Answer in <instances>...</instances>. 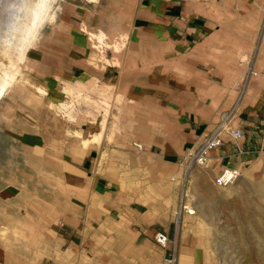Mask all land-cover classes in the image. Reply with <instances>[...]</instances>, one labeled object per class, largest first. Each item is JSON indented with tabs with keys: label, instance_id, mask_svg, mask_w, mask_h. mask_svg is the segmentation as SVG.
<instances>
[{
	"label": "crops",
	"instance_id": "obj_1",
	"mask_svg": "<svg viewBox=\"0 0 264 264\" xmlns=\"http://www.w3.org/2000/svg\"><path fill=\"white\" fill-rule=\"evenodd\" d=\"M263 1L59 0L54 19L28 50L22 82L0 99V159L6 160L0 162V238L14 240L11 247L0 243V264H34L23 256L41 252L50 264L48 253L60 248L49 239L71 250L84 242L83 225L90 220L68 196L53 191L63 189L62 176L95 174L100 148H84L80 138L98 133L101 121L70 122L54 114L53 105L71 90L108 85L125 95L115 138H141L147 159H155L152 144L165 138H182L181 149L199 145L237 103L232 124L243 136L236 142L226 136L210 153L209 165L217 174L226 166L238 168V181L257 173L264 158ZM103 37L110 42L103 43L106 57L91 44ZM117 153L122 151L114 159ZM116 159L109 161L110 175L123 165ZM91 185L66 182L64 189L92 190L97 214L90 222L102 221L101 206L124 213L126 233L136 241L124 247L122 264H150L148 239L158 231L170 235V226L113 194L102 203V184ZM105 221L120 219L109 215ZM37 238L44 239L43 250L15 242Z\"/></svg>",
	"mask_w": 264,
	"mask_h": 264
},
{
	"label": "rangeland",
	"instance_id": "obj_2",
	"mask_svg": "<svg viewBox=\"0 0 264 264\" xmlns=\"http://www.w3.org/2000/svg\"><path fill=\"white\" fill-rule=\"evenodd\" d=\"M58 1H51L46 19L40 24L39 31L45 23L54 19V8ZM2 13L0 28L8 27L10 15L7 12ZM104 42L110 43L106 37H103L102 41L96 39L91 43L94 46H91L95 53H102L106 57L109 47L104 46ZM126 43L127 40L125 46ZM93 57L98 60V57ZM0 62L6 63L7 59L0 55ZM102 62H105V65L109 64L106 61ZM20 67L21 72L12 86L22 82L24 72L28 70L26 58ZM125 103V95L115 93L112 86L106 85L71 90L61 101L53 105L54 114L70 122L101 121V130L98 133L82 134L80 138L83 140L93 135L99 136V141L88 146L89 148L96 145L100 148L95 174H83L78 177L69 175L66 178L62 176L59 181L63 189L53 192L61 194L63 198L68 196L72 203L81 207L90 221L95 220L97 214V207L93 206L92 190L81 193L79 190L73 191L70 186L68 191L64 189L66 182L80 183L86 180L90 186L99 182L102 184L100 192L102 203L111 198L110 193L123 202L130 201L133 209L157 213L160 216L158 225L170 226L169 238L175 243L177 250L175 264H255L250 254H254L253 250L264 252V237L260 236V234L264 236V158L257 164V173L248 176L245 180L241 178L225 188L214 184L217 173L211 170L209 161L205 166L189 165V153L198 144H187L181 149L182 138H165L166 143L152 144L151 151L155 159H147L143 154L146 152V144L141 138H115L121 130L120 115ZM105 116L107 120L103 126L102 120ZM234 120L235 116L230 124L233 128H235L232 124ZM0 138H5L2 133ZM125 139L126 143L118 142ZM133 142L141 143L144 150L135 149ZM116 151H122V155L117 154L120 156L127 154L128 158L124 159L117 155L115 159L123 165L117 174L110 175L108 164L110 160H115ZM156 156L164 157V160L157 159ZM5 161L0 159L1 163ZM125 162L128 163L127 167L124 166ZM50 178L53 183L59 182L56 176ZM109 179L110 184H113L111 189L108 188ZM119 187L120 189L117 190ZM99 209L102 221L100 223L89 221L83 225L85 239L78 250L67 249L68 244L55 239L48 240L51 247L60 248L48 253L50 264H122L124 247L136 240L130 239L126 233L124 213L120 211L115 213L108 206H101ZM109 215L116 217L117 220L120 219L121 222L114 224L105 221ZM255 226L260 227V233ZM3 234L5 233L1 236ZM155 234L148 239L149 263L168 264L166 256L170 245L167 247L159 245ZM13 241L0 238V243L9 247L12 246ZM15 242L20 243L21 247L31 246L35 251L43 250L44 246V239L41 238L19 239ZM23 257H30L34 264H45V256L42 252Z\"/></svg>",
	"mask_w": 264,
	"mask_h": 264
},
{
	"label": "bare ground",
	"instance_id": "obj_3",
	"mask_svg": "<svg viewBox=\"0 0 264 264\" xmlns=\"http://www.w3.org/2000/svg\"><path fill=\"white\" fill-rule=\"evenodd\" d=\"M51 1L53 0H0V11L10 15L8 27L0 28V55L7 59L6 63L0 62V99L21 72L20 65L25 60L29 47L37 39L39 26L46 19ZM106 120L105 116L102 120L103 126ZM97 141L98 134L83 139L82 145L88 148L90 143ZM255 228L261 232L260 227ZM260 236L264 237L262 234ZM253 252L250 255L253 256L255 264H264V252Z\"/></svg>",
	"mask_w": 264,
	"mask_h": 264
},
{
	"label": "built area",
	"instance_id": "obj_4",
	"mask_svg": "<svg viewBox=\"0 0 264 264\" xmlns=\"http://www.w3.org/2000/svg\"><path fill=\"white\" fill-rule=\"evenodd\" d=\"M199 2H205L208 0H194ZM250 73H253L250 70ZM246 80L241 84L240 97L243 95ZM236 104H234L229 110L225 111L217 123L215 128L208 133L202 142L189 153V165L190 166H205L210 158V153L220 147L223 144L224 138L229 136L234 142L242 138L243 134L240 129L231 127V121L236 113ZM133 146L137 150H143L144 146L139 142H133ZM240 177V171L235 167H223L218 174L214 177V184L218 187H228L232 185ZM184 181L182 182L183 185ZM157 243L163 247L168 248L166 261L168 264H175L177 262V250L175 243H173L169 235L164 231H158L155 234Z\"/></svg>",
	"mask_w": 264,
	"mask_h": 264
}]
</instances>
